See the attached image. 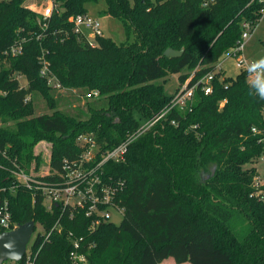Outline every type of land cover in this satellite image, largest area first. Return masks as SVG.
Masks as SVG:
<instances>
[{
	"label": "trees",
	"instance_id": "trees-1",
	"mask_svg": "<svg viewBox=\"0 0 264 264\" xmlns=\"http://www.w3.org/2000/svg\"><path fill=\"white\" fill-rule=\"evenodd\" d=\"M59 1L62 12L51 17L44 38L28 39L20 56L0 62V123H11L0 126V165L10 167L12 159L25 168L39 164L32 149L43 140L50 143L51 166L59 169L63 158L79 153L80 133H92L102 150L111 149L168 106L172 96L156 81L176 74L181 85L193 73L194 84L212 73L211 93L197 88L190 111L167 112L128 146L124 161L105 166L106 176L123 182L116 203L124 214L118 226L104 223L87 236L95 243L87 264H160L167 258L177 264H264V204L252 186L257 170L243 168L264 155V98L246 71L231 78L216 69L241 38L242 22L254 28L261 19L264 3L218 0L204 8L200 0H103L100 14L119 19L126 40L101 37L89 48L67 19L86 14L84 4L98 0ZM23 2H0V48L37 28ZM167 48L183 53L168 58ZM42 50L64 88L98 92L97 101L85 103L86 112L57 109L60 98L39 75ZM15 73L25 77V88ZM33 94L42 96L50 114L33 115L32 99L25 102ZM5 168L0 188L12 221L32 220L48 230L58 212H46L39 197L33 203ZM78 220L82 216L63 221L64 232L41 246L35 264H70L65 232L87 235Z\"/></svg>",
	"mask_w": 264,
	"mask_h": 264
},
{
	"label": "built area",
	"instance_id": "built-area-1",
	"mask_svg": "<svg viewBox=\"0 0 264 264\" xmlns=\"http://www.w3.org/2000/svg\"><path fill=\"white\" fill-rule=\"evenodd\" d=\"M5 1L8 0H0V2ZM200 1L201 6L206 8L215 4L218 0ZM259 1L264 3V0ZM23 6L36 15L35 23L37 28L25 34V36H18L17 33L14 42L5 48H0V62L20 56L28 39L42 40L48 30L51 17L62 12L59 0H37V2ZM260 13L263 15L264 5L260 9ZM67 21L71 25V31L77 35L81 44L89 48H96L99 44L97 39L104 37L98 20L87 14L70 16ZM241 28V38L225 55L234 57L236 60L235 66L239 70L246 71L248 76L254 79L256 73L248 70L252 61L245 59L242 55L244 41L254 28L247 21L242 22ZM38 64L40 66V77L46 81V84L53 91L63 92L70 90L75 92L72 89L64 88L51 72L44 50L41 51L38 57ZM216 69L219 70V63H217ZM262 75L263 73H261ZM193 76L194 74L191 73L183 84L177 86L173 94H171L170 102L164 111L141 123L136 130L127 134L122 142L111 149L102 150L92 133H80L75 140L79 153L72 158H63L59 169L51 166L50 159H48L46 167L42 171H36L34 162H31L25 168L17 163L16 159L10 161V167L5 168L0 165L1 168H5L15 178V186L25 188L30 192L33 203L39 197L46 212L52 213L56 210L59 214L48 230H45L41 224L35 223V228L26 245L24 256L18 262L7 261L5 264H35L41 246L49 242L52 234H62L64 232L63 221L71 222L78 216H82V220H78L77 228L85 231L87 235L86 237L82 234L78 235L72 230L65 232L71 244L69 261L70 264H87L88 255L95 247V243L89 241L87 236L93 234L102 224L110 222L111 210H115L122 217L124 214L123 208L116 203V195L122 189L123 182L113 181L110 176H106L105 166L109 163L116 164L124 161L128 146L160 122L167 112L171 110L190 111L197 88L205 95L211 93L212 73H208L194 84H190ZM85 96L97 97L98 92L90 91ZM29 100L30 95L25 97V102ZM171 124L176 125V122L171 121ZM251 131L255 132V129L253 128ZM1 153L7 158L4 151ZM258 160L264 166V155L260 156ZM252 186L254 188L253 195L264 204V174L256 172ZM4 192L5 188H0V233L17 227L12 221L8 198L2 196ZM39 238L40 241L37 244V239Z\"/></svg>",
	"mask_w": 264,
	"mask_h": 264
},
{
	"label": "rangeland",
	"instance_id": "rangeland-1",
	"mask_svg": "<svg viewBox=\"0 0 264 264\" xmlns=\"http://www.w3.org/2000/svg\"><path fill=\"white\" fill-rule=\"evenodd\" d=\"M33 2H37V0H24L22 3L31 4ZM129 2H133V0H129ZM105 8V3L103 0H98L97 2H88L84 4V9L86 14L92 18L98 20L99 26L103 33V36L106 38H110L115 43H123L126 40L125 31L123 29L122 23L119 19L110 17V16H102L100 12ZM135 39V34L133 30L129 29L128 40L133 41ZM242 55L245 59L249 61H254L258 59L260 56L264 55V13L258 23L255 25L253 31L248 36V38L244 41ZM235 58L228 57L223 55L219 59L220 70L224 73L225 77L234 78L238 73L239 69L235 66ZM185 72V71H184ZM14 78L18 80V83L22 87H26L27 81L24 76L15 73ZM264 77V73L262 75ZM249 82L253 81L252 77H247ZM157 84L164 85L165 92L169 95L173 94L175 89L177 88L178 80L176 74H169L165 79H161L156 81ZM54 97L60 101L57 104V109L67 112L71 115L77 113L79 110L86 112L85 103L87 101L91 102L93 100L97 101L96 97H86L85 95H80L76 92H72L70 90L63 91V92H54ZM98 97V96H97ZM30 99L33 107L34 113L33 115H42V114H50L52 112L51 109L48 108L45 100L42 98L40 94H33L30 95ZM8 126H11V123H7ZM7 124L0 123V126H5ZM33 154H39L40 162L36 164V171H42L46 167V164L49 159V152H50V143L47 141H38L35 143L33 147ZM251 166H255L258 174H264V166L262 162L259 160L252 164H247L243 168H249ZM209 177V173H205V178ZM111 218L110 222L113 223L115 226H118L122 221V216L117 213L115 210L110 211ZM160 264H177L173 261L172 258H167L163 260ZM181 264H190V263H181Z\"/></svg>",
	"mask_w": 264,
	"mask_h": 264
},
{
	"label": "water",
	"instance_id": "water-1",
	"mask_svg": "<svg viewBox=\"0 0 264 264\" xmlns=\"http://www.w3.org/2000/svg\"><path fill=\"white\" fill-rule=\"evenodd\" d=\"M182 53L183 48L180 50L167 48L163 52V55L168 58H177L180 57ZM212 172H214V169ZM34 228V221L30 220L17 225L16 228L10 231L0 233V264L7 261L18 262L21 260Z\"/></svg>",
	"mask_w": 264,
	"mask_h": 264
},
{
	"label": "clouds",
	"instance_id": "clouds-1",
	"mask_svg": "<svg viewBox=\"0 0 264 264\" xmlns=\"http://www.w3.org/2000/svg\"><path fill=\"white\" fill-rule=\"evenodd\" d=\"M248 70L250 72L256 73L255 78L252 81V84L256 86L255 91L259 94V96L264 98V77L261 76V73H264V55L254 60L249 65Z\"/></svg>",
	"mask_w": 264,
	"mask_h": 264
},
{
	"label": "crops",
	"instance_id": "crops-1",
	"mask_svg": "<svg viewBox=\"0 0 264 264\" xmlns=\"http://www.w3.org/2000/svg\"><path fill=\"white\" fill-rule=\"evenodd\" d=\"M219 63V62H218ZM219 67H220V64H219ZM219 70H220V68H219ZM220 71H222V70H220Z\"/></svg>",
	"mask_w": 264,
	"mask_h": 264
}]
</instances>
